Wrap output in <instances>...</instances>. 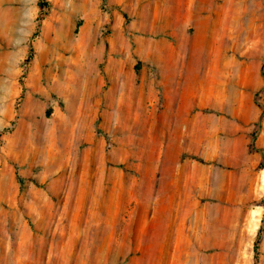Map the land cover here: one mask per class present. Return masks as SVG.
I'll return each mask as SVG.
<instances>
[{"label":"rangeland","instance_id":"1","mask_svg":"<svg viewBox=\"0 0 264 264\" xmlns=\"http://www.w3.org/2000/svg\"><path fill=\"white\" fill-rule=\"evenodd\" d=\"M169 1L0 0V264H264V0Z\"/></svg>","mask_w":264,"mask_h":264},{"label":"bare ground","instance_id":"2","mask_svg":"<svg viewBox=\"0 0 264 264\" xmlns=\"http://www.w3.org/2000/svg\"><path fill=\"white\" fill-rule=\"evenodd\" d=\"M175 1L176 0H170L169 1V4L170 5H173L175 3ZM191 3L193 4L194 3V0H190V4ZM231 3H233V0H226L225 5H228L229 6ZM210 4L212 5V3H210ZM206 23H208V20L205 21V24ZM209 26H210V24H209ZM205 123H208L210 125H213V118L212 117H205ZM44 125H45V123H43V122L41 123L40 122L38 124V127L37 128H42L43 129ZM178 138H184V137H183V135H180V136H178ZM181 146H183V147H185V146L186 147H190L191 145H181ZM195 147H197L196 144L194 145V148ZM173 168L176 171H179L180 170V168L178 166H176V165H173ZM104 182L107 183V184H110L109 181L104 180ZM177 183H176L175 187L177 189H180V187H179V185ZM119 197H120V194L118 195V194H114V193L111 192V194H109V196H107L106 198L103 199V202H105V203L107 202L109 204H112V203L115 202L116 198L118 199ZM169 205H170V208H169V211L167 213V216H165V220L167 222H169L170 227H169V231L166 230V233H171L172 232V231L170 232V230H172V226H174L175 222H177L179 219H183V212L185 211V210L184 211H181L182 210V207L179 205V203L176 201V199H172L170 201V204ZM193 206H194V209H196L197 203H194ZM196 214H198V212H196ZM184 215H186V214H184ZM197 220L198 219L195 220V223H197ZM195 228L196 227L193 224L188 229V232L195 231Z\"/></svg>","mask_w":264,"mask_h":264},{"label":"trees","instance_id":"3","mask_svg":"<svg viewBox=\"0 0 264 264\" xmlns=\"http://www.w3.org/2000/svg\"><path fill=\"white\" fill-rule=\"evenodd\" d=\"M262 166L264 167V160H263Z\"/></svg>","mask_w":264,"mask_h":264}]
</instances>
